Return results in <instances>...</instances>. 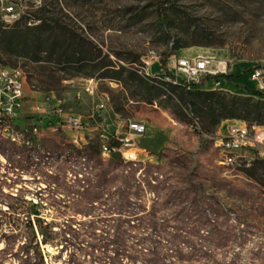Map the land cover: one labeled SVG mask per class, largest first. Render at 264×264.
Listing matches in <instances>:
<instances>
[{
  "label": "rangeland",
  "instance_id": "obj_1",
  "mask_svg": "<svg viewBox=\"0 0 264 264\" xmlns=\"http://www.w3.org/2000/svg\"><path fill=\"white\" fill-rule=\"evenodd\" d=\"M1 1L17 5L23 24L54 19L56 33L80 38L89 55L80 65L45 52L36 61L0 42V66H21L27 77L18 128L38 126L29 147L0 134V264H264V178L227 166L215 146L238 120L205 132L197 118V134L171 109L141 102L127 73L102 78L91 60L101 51L96 62L155 78L165 75L162 55L193 49L227 70L191 89L222 79L223 89L206 91L250 95L234 87V73L264 93V0ZM13 25L0 14V28ZM55 105L95 120L63 129L49 114ZM129 121L146 132L132 135ZM127 150L136 162L123 158Z\"/></svg>",
  "mask_w": 264,
  "mask_h": 264
},
{
  "label": "trees",
  "instance_id": "obj_2",
  "mask_svg": "<svg viewBox=\"0 0 264 264\" xmlns=\"http://www.w3.org/2000/svg\"><path fill=\"white\" fill-rule=\"evenodd\" d=\"M169 2L166 1L158 7L160 20L163 24L167 22L166 10ZM23 19L24 17H21L11 27L0 28V42L8 49L32 55L36 61H40V55L45 52L49 54V58L56 56L60 61L69 65H80L84 61L83 54L89 55L85 49L84 41L80 38L69 39L67 33L64 35L56 33L58 28L51 25L55 24L54 19L44 20L38 17L32 24H23ZM181 48L183 47L180 45L176 46V50ZM92 55L94 70L102 72V78L122 82L124 80L122 75L127 73L124 84L128 88L137 89L141 96V102L171 109L181 121L190 124L197 134L201 133V129L196 123L197 118L200 119L205 132H212L217 125L225 120H238L248 125L264 126V93L248 90L250 95L241 96L223 91L193 90L190 84L183 82L180 77H176L169 70L167 60L172 55L171 52L160 57V66L165 75L155 78L141 75L136 71L130 72L122 67L115 70L111 63L104 65L96 62L102 55L101 51ZM166 76L170 78V81L166 80ZM205 80L202 82L205 83ZM190 114H192V118H190ZM21 144L29 147L32 142ZM246 173L250 178L259 182L262 177L264 178V161L259 159L252 161Z\"/></svg>",
  "mask_w": 264,
  "mask_h": 264
},
{
  "label": "built area",
  "instance_id": "obj_3",
  "mask_svg": "<svg viewBox=\"0 0 264 264\" xmlns=\"http://www.w3.org/2000/svg\"><path fill=\"white\" fill-rule=\"evenodd\" d=\"M1 18L15 16V23L22 17V12L18 10L16 4H4L1 1ZM14 23H8L12 25ZM173 67L183 82L199 83L203 77H216L227 70V63L223 61L214 62L211 57L201 56L186 58L172 55L168 58L167 66ZM260 71H253L252 78H261ZM26 74L21 66H0V131L8 137H17L20 142H33L38 133V126L29 125L28 128L19 129V114L26 104ZM37 110H43L42 105L36 106ZM55 116L61 128H71L76 131L89 126V122L95 120V115L89 116V121L82 116L67 113L61 105L52 106L49 114ZM264 126L248 125L245 122L237 121L227 129L224 137L215 141V146L220 150L221 160L227 166L249 167L252 164V157H259L264 160ZM125 129L134 136L143 135L147 126L143 122L129 121ZM118 137L119 133L116 132ZM114 151L115 148H112ZM105 153H111V149L104 147ZM244 153V154H242ZM123 158L136 162L138 155L127 150L121 152ZM249 154V155H247Z\"/></svg>",
  "mask_w": 264,
  "mask_h": 264
},
{
  "label": "crops",
  "instance_id": "obj_4",
  "mask_svg": "<svg viewBox=\"0 0 264 264\" xmlns=\"http://www.w3.org/2000/svg\"><path fill=\"white\" fill-rule=\"evenodd\" d=\"M180 57H186V58H195V57H201V56H205L200 54L199 52H197V50H193V49H182L180 50V52L178 53ZM235 69V68H233ZM231 68V70H233ZM230 70V71H231ZM234 73H231L229 76H231V80L233 82H235V88L236 89H246V90H254L255 88L252 87L247 80L245 79V77H239L236 75H233ZM214 80H210L209 82H207L204 86L201 87V89L203 90H216V89H223L224 88V80L222 79H218L217 81H215L212 85V87L208 88V86L210 85V82H213ZM26 106V104H25ZM25 106L22 110V112L19 114V122L20 120H22L25 116H26V110H25ZM229 122H233V121H229ZM237 122V121H235ZM21 123V122H20Z\"/></svg>",
  "mask_w": 264,
  "mask_h": 264
},
{
  "label": "bare ground",
  "instance_id": "obj_5",
  "mask_svg": "<svg viewBox=\"0 0 264 264\" xmlns=\"http://www.w3.org/2000/svg\"><path fill=\"white\" fill-rule=\"evenodd\" d=\"M2 20H5L7 22H15V16H8V18H2ZM0 134L5 136V134H3L1 131H0ZM8 138H10L11 142H13V143H18V144L25 143V142L18 141L17 137H8ZM256 159H259V157H252V161H254Z\"/></svg>",
  "mask_w": 264,
  "mask_h": 264
},
{
  "label": "water",
  "instance_id": "obj_6",
  "mask_svg": "<svg viewBox=\"0 0 264 264\" xmlns=\"http://www.w3.org/2000/svg\"><path fill=\"white\" fill-rule=\"evenodd\" d=\"M113 157L115 159H120L121 158L120 153H118V152L113 153Z\"/></svg>",
  "mask_w": 264,
  "mask_h": 264
}]
</instances>
